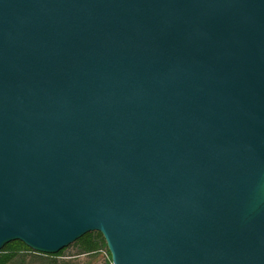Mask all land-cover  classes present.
<instances>
[{
  "label": "water",
  "instance_id": "obj_1",
  "mask_svg": "<svg viewBox=\"0 0 264 264\" xmlns=\"http://www.w3.org/2000/svg\"><path fill=\"white\" fill-rule=\"evenodd\" d=\"M89 233L264 264V0H0V251Z\"/></svg>",
  "mask_w": 264,
  "mask_h": 264
},
{
  "label": "rangeland",
  "instance_id": "obj_2",
  "mask_svg": "<svg viewBox=\"0 0 264 264\" xmlns=\"http://www.w3.org/2000/svg\"><path fill=\"white\" fill-rule=\"evenodd\" d=\"M107 249L100 242L97 234H94L80 241L78 245L73 244L62 253L56 254L55 258L51 255L34 253L20 243L13 242L0 251V259L7 261L9 258L16 257L13 264H48L53 260H57L58 264H112L111 255L108 254Z\"/></svg>",
  "mask_w": 264,
  "mask_h": 264
},
{
  "label": "trees",
  "instance_id": "obj_3",
  "mask_svg": "<svg viewBox=\"0 0 264 264\" xmlns=\"http://www.w3.org/2000/svg\"><path fill=\"white\" fill-rule=\"evenodd\" d=\"M94 234H97V236L100 238V242L101 243H103V245L107 248V245H106V243H105V241H104V239H103V237H102V235L100 234V233H89V234H87V235H85L83 238H81L80 240H78L77 242H75L74 243V245H78V243L80 242V241H84L88 236H93ZM17 243H20L21 245H23L25 248H27V249H29L26 245H24L22 242H19V241H17ZM9 245V244H8ZM7 245V246H8ZM6 246V247H7ZM6 247L4 248V249H6ZM30 251H32L31 249H29ZM66 249H64V250H62L60 253H62L63 251H65ZM32 252H34V251H32ZM107 252H108V254H110L109 253V250L107 249ZM35 253V252H34ZM38 254V253H37ZM47 257V256H46ZM51 257H53V258H55L56 257V255H51ZM50 257V258H51ZM16 259V257H14V258H12V259H10L9 258V260H7V261H3V259H0V264H10V263H12L13 264V261ZM48 264H58L57 263V260H53L52 262H50V263H48ZM63 264H69V263H63Z\"/></svg>",
  "mask_w": 264,
  "mask_h": 264
},
{
  "label": "bare ground",
  "instance_id": "obj_4",
  "mask_svg": "<svg viewBox=\"0 0 264 264\" xmlns=\"http://www.w3.org/2000/svg\"><path fill=\"white\" fill-rule=\"evenodd\" d=\"M76 259V258H75Z\"/></svg>",
  "mask_w": 264,
  "mask_h": 264
}]
</instances>
